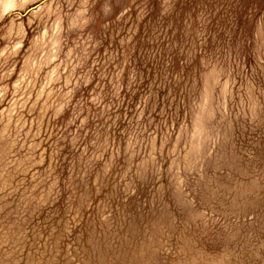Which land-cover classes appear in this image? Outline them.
<instances>
[{"label":"rangeland","instance_id":"1","mask_svg":"<svg viewBox=\"0 0 264 264\" xmlns=\"http://www.w3.org/2000/svg\"><path fill=\"white\" fill-rule=\"evenodd\" d=\"M0 264H264V0H0Z\"/></svg>","mask_w":264,"mask_h":264}]
</instances>
